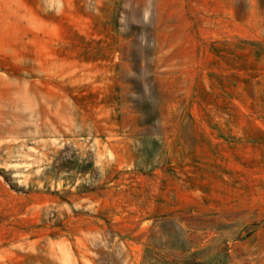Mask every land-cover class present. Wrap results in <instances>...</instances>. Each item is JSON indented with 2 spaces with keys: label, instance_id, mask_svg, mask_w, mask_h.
<instances>
[{
  "label": "rangeland",
  "instance_id": "1",
  "mask_svg": "<svg viewBox=\"0 0 264 264\" xmlns=\"http://www.w3.org/2000/svg\"><path fill=\"white\" fill-rule=\"evenodd\" d=\"M0 264H264V0H0Z\"/></svg>",
  "mask_w": 264,
  "mask_h": 264
}]
</instances>
